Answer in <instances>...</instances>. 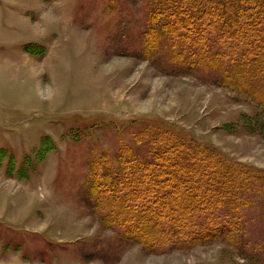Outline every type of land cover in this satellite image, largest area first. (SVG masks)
Segmentation results:
<instances>
[{"label":"rangeland","instance_id":"374dc122","mask_svg":"<svg viewBox=\"0 0 264 264\" xmlns=\"http://www.w3.org/2000/svg\"><path fill=\"white\" fill-rule=\"evenodd\" d=\"M169 1L69 0L74 23L57 28L55 72L38 63L39 86L30 79L52 104L23 111L28 82L0 78L13 91L0 101V253L14 257L0 264H264V105L220 81L233 73L234 43L217 26L179 28ZM172 124L246 168L236 187L247 202L215 241L152 249L123 213L110 218L122 190L105 176L122 152L150 159Z\"/></svg>","mask_w":264,"mask_h":264},{"label":"trees","instance_id":"16d2710c","mask_svg":"<svg viewBox=\"0 0 264 264\" xmlns=\"http://www.w3.org/2000/svg\"><path fill=\"white\" fill-rule=\"evenodd\" d=\"M172 1L170 14L179 28L217 26L220 37L234 43L233 73L220 81L244 87L242 92L264 105V0H188L192 4L184 12L180 2L185 0ZM197 44L208 54L204 36L197 37ZM175 127L166 125L167 136L154 140L150 159L122 152V168L111 166L105 176L111 187L122 190L108 204L110 218L123 213L136 231L134 239L152 249L166 242L191 247L215 241L233 223L234 210L247 202L236 187L246 168L187 139Z\"/></svg>","mask_w":264,"mask_h":264},{"label":"crops","instance_id":"0c3cea01","mask_svg":"<svg viewBox=\"0 0 264 264\" xmlns=\"http://www.w3.org/2000/svg\"><path fill=\"white\" fill-rule=\"evenodd\" d=\"M73 23L69 0H0V78L9 79L12 75L20 81L26 80L30 92L32 91L30 79L34 78L32 83L38 87L40 84L38 63L41 67L49 66L51 72H55L58 26H72ZM29 44H40L46 49L41 56L31 55L24 50ZM32 61L35 62L34 68L31 65ZM6 73H10L9 77ZM12 93L11 89L4 88V82H0V101L5 102L2 104H8V97ZM32 93L30 102L24 103L23 111L32 103L38 105L41 102L44 104L52 102L51 97L44 99L38 91L34 95ZM20 102L18 103L21 105ZM8 251L10 250L0 253V261L14 259L13 254L7 256Z\"/></svg>","mask_w":264,"mask_h":264}]
</instances>
